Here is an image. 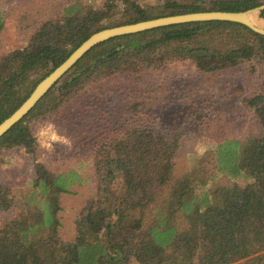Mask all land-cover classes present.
Listing matches in <instances>:
<instances>
[{
	"label": "trees",
	"instance_id": "obj_1",
	"mask_svg": "<svg viewBox=\"0 0 264 264\" xmlns=\"http://www.w3.org/2000/svg\"><path fill=\"white\" fill-rule=\"evenodd\" d=\"M66 0L52 16L29 17L25 46L0 53V123L92 33L179 13L244 11L264 0ZM96 1V0H91ZM264 20V9L259 13ZM4 12L0 10V30ZM174 61L205 73L264 61V35L230 21H196L112 37L87 51L21 120L0 148L37 147L30 121L59 112L110 77ZM258 127L222 137L177 170L187 131L130 126L92 149L90 176L34 163L22 187L0 183V264H264V91L245 99ZM199 117V116H198ZM197 117V118H198ZM92 182L60 234V195Z\"/></svg>",
	"mask_w": 264,
	"mask_h": 264
},
{
	"label": "rangeland",
	"instance_id": "obj_2",
	"mask_svg": "<svg viewBox=\"0 0 264 264\" xmlns=\"http://www.w3.org/2000/svg\"><path fill=\"white\" fill-rule=\"evenodd\" d=\"M65 1L0 0L4 12L0 53L25 46L33 30L25 26L29 17L52 16ZM88 2L100 4V0ZM249 16L257 18V13ZM262 91L264 61H247L211 73L189 62L174 61L137 74L110 77L72 97L57 114L31 120L37 141L33 154L21 147L0 148V183L18 188L29 183L35 162L52 171L76 168L90 176L92 148L127 127L141 125L166 132L186 130L177 170L187 169L222 137L257 130L245 99ZM92 185L90 181L60 195V234L66 240L74 236V218ZM7 216L0 212V226Z\"/></svg>",
	"mask_w": 264,
	"mask_h": 264
},
{
	"label": "water",
	"instance_id": "obj_3",
	"mask_svg": "<svg viewBox=\"0 0 264 264\" xmlns=\"http://www.w3.org/2000/svg\"><path fill=\"white\" fill-rule=\"evenodd\" d=\"M264 9V3L244 11H224V10H206L195 11L187 13L172 14L166 16H158L151 19L141 20L133 23H126L115 25L111 27L102 28L92 33L79 46H77L69 56L55 67L49 74L42 78L33 88L29 96L24 102L13 111L7 118L0 123V137L6 133L15 123L22 119L35 104L49 91V89L57 83L63 75L91 48L95 45L104 42L112 37L124 34H132L156 27H162L173 24H180L186 22L196 21H230L238 22L246 25L251 30L261 35H264V26L258 27L250 19L248 14L257 13L259 20V13Z\"/></svg>",
	"mask_w": 264,
	"mask_h": 264
},
{
	"label": "bare ground",
	"instance_id": "obj_4",
	"mask_svg": "<svg viewBox=\"0 0 264 264\" xmlns=\"http://www.w3.org/2000/svg\"><path fill=\"white\" fill-rule=\"evenodd\" d=\"M251 14V13H250ZM248 14V16L250 15ZM249 19L258 27H260L262 25V20L260 21L259 19H257L256 17H251L249 16Z\"/></svg>",
	"mask_w": 264,
	"mask_h": 264
}]
</instances>
